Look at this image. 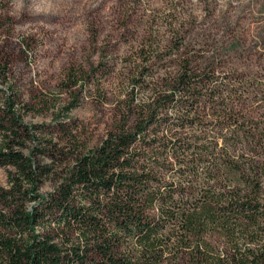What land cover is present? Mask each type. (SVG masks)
I'll use <instances>...</instances> for the list:
<instances>
[{
	"label": "trees",
	"instance_id": "1",
	"mask_svg": "<svg viewBox=\"0 0 264 264\" xmlns=\"http://www.w3.org/2000/svg\"><path fill=\"white\" fill-rule=\"evenodd\" d=\"M215 72L182 59L161 85L140 73L145 96L46 194L52 168L5 141L0 264H264V138L240 116L239 83ZM13 106L2 128L22 146Z\"/></svg>",
	"mask_w": 264,
	"mask_h": 264
},
{
	"label": "rangeland",
	"instance_id": "2",
	"mask_svg": "<svg viewBox=\"0 0 264 264\" xmlns=\"http://www.w3.org/2000/svg\"><path fill=\"white\" fill-rule=\"evenodd\" d=\"M182 59L239 83L240 116L264 138V0H0V146L51 167L39 190L49 193L132 94L145 96L146 69L161 85ZM8 101L28 129L22 146L2 128Z\"/></svg>",
	"mask_w": 264,
	"mask_h": 264
}]
</instances>
